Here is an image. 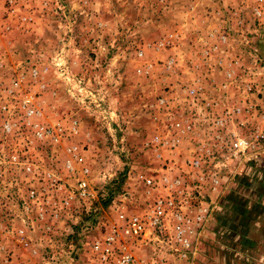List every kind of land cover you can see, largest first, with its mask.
<instances>
[{
  "label": "rangeland",
  "instance_id": "obj_1",
  "mask_svg": "<svg viewBox=\"0 0 264 264\" xmlns=\"http://www.w3.org/2000/svg\"><path fill=\"white\" fill-rule=\"evenodd\" d=\"M253 4V0H0V101L3 86L21 74L24 89L35 95L41 119L61 128L58 143L29 149L30 160L56 167L67 187H73L75 178L67 175L62 160L67 149L76 146L90 167V185L104 196L90 206L76 194L58 217L47 215L41 221L37 204L27 210L24 203L22 171L3 163L0 240L8 245L9 254L0 253V263L12 260L17 250L13 264H84L95 217L111 219L121 204L128 212H137L156 196L172 192L179 198L189 189L178 180L186 176L196 181L194 162L208 166L214 155L208 157L209 145L204 150L191 145L184 134L187 124L192 119L203 123L202 117L212 123V115L217 122L219 112L212 108L216 83L210 70L212 61L226 50L219 44L243 32L264 37V1L259 16L251 11ZM254 63L260 68L264 59ZM206 67L209 76L203 78L199 71ZM224 77L222 86H229ZM256 80L250 82L253 90L264 85L263 77ZM261 120L251 128L256 138H248L257 151L260 142L264 150V139L258 136L264 126ZM209 126L197 133L211 134ZM220 131L230 133L225 126L215 133ZM201 151L202 156L192 158ZM220 157L223 167L235 159L228 151ZM202 174L211 175L205 168ZM145 178L152 183L147 185ZM168 179L175 188L169 189ZM5 214L11 217L8 222ZM23 229L31 235V246L18 239ZM153 246L157 245L141 249L151 255ZM166 256L183 263L184 258ZM211 263L210 257L207 264Z\"/></svg>",
  "mask_w": 264,
  "mask_h": 264
},
{
  "label": "crops",
  "instance_id": "obj_2",
  "mask_svg": "<svg viewBox=\"0 0 264 264\" xmlns=\"http://www.w3.org/2000/svg\"><path fill=\"white\" fill-rule=\"evenodd\" d=\"M246 30L253 32L255 28L246 27ZM219 46L223 47L221 50L226 47V50L223 55L218 56V60L212 61L214 66L212 65L210 70L216 83L212 93L216 101L212 108L218 110L217 115L219 112L217 122H214L213 115L212 123L209 118L202 116L203 123L199 121L197 124L194 119H190L191 121L187 124L189 130L184 133L190 136L192 146L198 144V148L204 150L203 147L209 145L210 149L206 148V150L212 151L208 152L210 153L208 157L214 155V158L209 161L208 166L198 161V166L194 167V170L195 172L198 170L200 179L199 176L196 177V181L186 176L179 179L182 187L189 188L183 194H179L183 212L192 220L197 215L205 213L206 219L203 228L195 230L192 234L195 250L188 253L182 264H207L210 257L211 264H264V153H261L264 151L263 145L260 142V148L257 151L253 143L254 146L252 145L249 151L236 155L234 160H229L228 165L223 167L225 160L220 156L227 152L226 139L224 131L215 133L218 128L225 126L234 137L256 138L257 132H251V128L260 123L258 122L260 119L264 122V85L259 83L258 88L256 89L255 86L256 90H253L254 87L250 82L258 81L256 80L258 77L264 78L262 75L264 66L256 68L254 65V61L259 59L262 62L264 59V37L243 32L233 37L228 36ZM208 70V67L200 69L199 72L205 74L203 78L209 76ZM224 76L228 77L229 86H222L221 78H225ZM241 80L245 83L236 86L235 84ZM237 87H242L243 91ZM228 97L229 102L226 101ZM256 104H261V107L258 108ZM225 106L228 107L227 111L224 109ZM253 114H255L254 117ZM210 123L211 126H209ZM208 126L212 129L211 134L208 131V134L197 133L198 129L202 127L206 129ZM263 129L262 125L258 133L261 134L259 131ZM215 135L220 138H215ZM194 154L192 158H199L204 151ZM254 156L257 159L256 162L251 161L252 159L247 161V158ZM191 168L192 166L188 167V170L191 171ZM204 168L207 173H211L210 176L207 177L206 173L202 174ZM217 173L222 175H216ZM214 178H217V182L213 181ZM173 187L174 185L171 189ZM169 189L165 188L166 191ZM192 190H196L197 194ZM4 202L5 205L8 204V201ZM4 218L7 222L11 220L10 215L7 214ZM0 224L4 223L0 222ZM189 228L195 229L194 224H191ZM18 239L27 247L31 246L29 242L31 235L25 229L22 230ZM3 242L0 240V253L9 254L8 245ZM32 249L34 247H31L30 251ZM18 253L17 250L13 251L12 260L6 259L0 264H13L14 261L16 262Z\"/></svg>",
  "mask_w": 264,
  "mask_h": 264
},
{
  "label": "built area",
  "instance_id": "obj_3",
  "mask_svg": "<svg viewBox=\"0 0 264 264\" xmlns=\"http://www.w3.org/2000/svg\"><path fill=\"white\" fill-rule=\"evenodd\" d=\"M253 1L251 11L259 16L263 13L264 0ZM33 74L35 76V71ZM2 91L4 101H0V179L3 176V163L22 171L26 184L24 203L27 210H30L31 204H37V217L45 221L47 215L58 217L60 210L66 208L76 194L84 204L90 202V206L92 201H99L102 194L90 185V167L76 153V146L69 147V153H65L62 160L67 175L75 178L73 187H67L56 167H41L30 160L27 154L29 149L58 143L61 128L51 126L41 119L35 95L24 89L23 75L12 77ZM191 92L195 93L194 88ZM230 134L225 144L229 157H235L252 147L253 143L248 137H234ZM224 136L226 139V135ZM258 136L264 139V133ZM194 165L197 167L198 161ZM213 181L217 182V178ZM145 183L150 185L152 180L145 178ZM169 184L171 188L174 183L169 180ZM63 191L67 193L61 195L60 192ZM94 221L96 229L92 233L84 264H179L166 255L185 258L189 252H194L192 234L203 228L206 219L205 213L197 215L194 220L187 217L181 209L179 198L170 192L154 197L140 211L130 213L121 204L113 218L103 216L99 219L98 216ZM191 224H194L195 229L189 228ZM151 243L157 246H153L151 255H147L141 247Z\"/></svg>",
  "mask_w": 264,
  "mask_h": 264
}]
</instances>
